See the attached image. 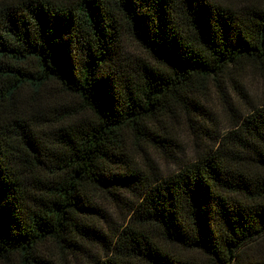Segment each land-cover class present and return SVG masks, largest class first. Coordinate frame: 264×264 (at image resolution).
<instances>
[{
	"label": "trees",
	"instance_id": "16d2710c",
	"mask_svg": "<svg viewBox=\"0 0 264 264\" xmlns=\"http://www.w3.org/2000/svg\"><path fill=\"white\" fill-rule=\"evenodd\" d=\"M249 72L264 76V0H0V264H264ZM213 94L222 136L199 125ZM184 119L195 159L171 135ZM125 192L114 223L100 196Z\"/></svg>",
	"mask_w": 264,
	"mask_h": 264
},
{
	"label": "rangeland",
	"instance_id": "374dc122",
	"mask_svg": "<svg viewBox=\"0 0 264 264\" xmlns=\"http://www.w3.org/2000/svg\"><path fill=\"white\" fill-rule=\"evenodd\" d=\"M125 49L128 54L133 56L144 55L141 47L136 44L130 37L125 38ZM242 79L247 83L246 87L250 91L249 96L251 101L254 103L264 102V76L249 72L248 74L243 76ZM232 94L235 96L234 93ZM206 108L208 113L206 115L208 122H206L205 124L201 123L199 125H201L202 127H209L210 132L216 136H222L226 131L229 130L230 124L232 122V118L227 108L224 106L222 100L215 94H213L208 99V102H206ZM184 122L185 123L181 122V124L178 125L177 129L171 130V135L182 147L181 152H178L179 159H195L198 155L196 154L195 150L196 138L194 136L193 129L189 127L185 119ZM206 142L207 141H204V143ZM145 149L157 161L165 174L177 170V164L175 162L166 160L160 153L150 148L148 145L145 146ZM134 199L135 198L132 194H129L127 192L121 193V202H118L121 207H117L115 203H111L110 201L106 200L105 197L100 196V205L106 210V217L111 216L114 219V223H120L126 217V212L128 211L127 207L131 205ZM260 262L264 263V257L262 260H260Z\"/></svg>",
	"mask_w": 264,
	"mask_h": 264
}]
</instances>
